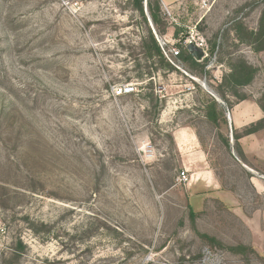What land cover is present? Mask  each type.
I'll return each instance as SVG.
<instances>
[{
  "label": "rangeland",
  "instance_id": "rangeland-1",
  "mask_svg": "<svg viewBox=\"0 0 264 264\" xmlns=\"http://www.w3.org/2000/svg\"><path fill=\"white\" fill-rule=\"evenodd\" d=\"M158 3L165 35L155 0L147 24L132 0H0V264H264V128L244 135L264 52L234 31L258 29L264 0ZM148 28L172 72L146 58ZM174 29L207 44L202 73L164 56ZM239 60L252 82L223 85Z\"/></svg>",
  "mask_w": 264,
  "mask_h": 264
},
{
  "label": "trees",
  "instance_id": "trees-1",
  "mask_svg": "<svg viewBox=\"0 0 264 264\" xmlns=\"http://www.w3.org/2000/svg\"><path fill=\"white\" fill-rule=\"evenodd\" d=\"M132 1L134 3L135 9L139 12L140 16L147 24L146 18L144 17L143 14V1H147V0H132ZM158 4H159L158 0H155L154 7L151 8L150 10V20H151V24L159 33V35H165V24L162 22L160 8ZM234 31L236 33L237 40L248 43L254 52L256 53L264 52V10L261 12L258 29L255 32L248 30L241 23L235 24ZM179 34H180L179 30L174 29L173 37L178 39ZM142 46L147 59H153L154 57H156L159 60L161 68L169 72H172L174 70L173 67L164 60L160 46L155 40L149 28H148L147 38L143 40ZM214 47L215 45L212 46V50H214ZM178 59L179 61L181 60L184 63L188 64L191 68H196V69L199 68L201 73L203 72V66H201L200 63L195 62L192 56L188 54L186 49H181ZM254 75H255V69L249 66L245 61L239 60L236 64L231 66L230 72L223 79V85L230 86L233 88L244 87L252 82ZM243 100L244 99H242V101ZM257 105L260 111L262 112V114L264 115V93L259 99ZM205 117L215 126H220V124L226 123V120L223 117L219 105L217 104V102L213 100L206 103ZM261 128H264V116L259 121H257L256 124H251V126L245 130L244 135L245 136L252 135ZM233 139H234L235 150L236 151L238 150L240 152V158H241L242 151L239 144V139H241V137L237 133H234ZM223 142L225 147L228 150H230L229 142L227 140H224ZM198 215L199 213L193 211V209L189 206V218L192 221H194L198 217ZM200 238H202L210 245L217 244L215 239L208 237L207 235H200ZM239 249H244V248L240 247V248L232 249L233 252L231 253L236 255L239 254L245 255L246 253H248V252H237ZM12 252L13 253L15 252L13 254L14 257L18 255L16 252H24V246L22 245V243L21 242L17 243V245L12 249ZM249 253H253V252H249Z\"/></svg>",
  "mask_w": 264,
  "mask_h": 264
},
{
  "label": "built area",
  "instance_id": "built-area-1",
  "mask_svg": "<svg viewBox=\"0 0 264 264\" xmlns=\"http://www.w3.org/2000/svg\"><path fill=\"white\" fill-rule=\"evenodd\" d=\"M189 43L194 44L197 48L201 49L204 56H203V60L209 58V54H210V49L208 48L207 44L205 42H203V40L201 42H196L193 38L191 39H178V40H174V47L173 48H169L166 51L163 50V54L166 58H168V55L170 57L174 58V62H178L179 63V55H180V51L181 49H186L187 45ZM164 46L166 45L165 43H163ZM175 68H178L177 65H175ZM135 89L131 86V85H117V86H111L110 87V93L113 97H121V96H128L131 95L132 93H134ZM187 176L185 172H181L177 178V182L178 183H185L187 181Z\"/></svg>",
  "mask_w": 264,
  "mask_h": 264
},
{
  "label": "water",
  "instance_id": "water-1",
  "mask_svg": "<svg viewBox=\"0 0 264 264\" xmlns=\"http://www.w3.org/2000/svg\"><path fill=\"white\" fill-rule=\"evenodd\" d=\"M186 50L189 55L192 56L195 62L200 63L203 59V52L201 49L197 48L194 44L189 43L186 47Z\"/></svg>",
  "mask_w": 264,
  "mask_h": 264
},
{
  "label": "crops",
  "instance_id": "crops-1",
  "mask_svg": "<svg viewBox=\"0 0 264 264\" xmlns=\"http://www.w3.org/2000/svg\"><path fill=\"white\" fill-rule=\"evenodd\" d=\"M183 142V141H182Z\"/></svg>",
  "mask_w": 264,
  "mask_h": 264
}]
</instances>
